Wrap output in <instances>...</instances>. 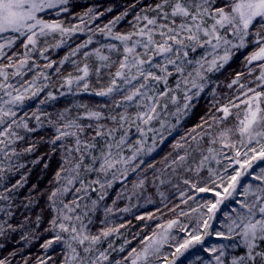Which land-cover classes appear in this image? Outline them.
<instances>
[{"label": "trees", "instance_id": "16d2710c", "mask_svg": "<svg viewBox=\"0 0 264 264\" xmlns=\"http://www.w3.org/2000/svg\"><path fill=\"white\" fill-rule=\"evenodd\" d=\"M159 2L69 0L67 5L61 6L67 7V12L57 8L39 15L45 20H58L64 27H77L78 30L71 32L68 37L58 32L41 37L37 48L29 54L28 63L22 70L23 75L13 76L14 68L4 69L9 74L7 83L19 88L22 85L27 87L35 80L32 91L39 89L35 96L30 91L29 98L13 107L16 115L4 117V124H0V131L11 124L9 133H15L10 136V140H5L7 147L0 144V148H3V152H0V169L3 170L0 171V261L4 264H92L93 261L96 264H130L131 250L141 249L144 237L159 233L161 229L158 225L178 220L179 223L170 233L174 239L170 238L161 248V259L150 258V264H164L162 257L168 256L171 261V253L175 252L176 246L188 238L181 226L188 225L191 231L196 227L195 220L201 217V213H204V219L207 218L206 208L200 205L218 199L213 191L222 193V202L210 221L211 227L204 230L207 235L201 232V242L194 243L179 257L176 264H233L234 261L240 264L241 257H244L243 264H264V259L255 256L257 252L264 253V241H255L252 250L254 259H248V248L240 234L241 229L234 228L229 232L233 221L239 222L238 215L247 214L246 209L240 207L241 203L251 204L255 201V196L245 194V188L264 187L259 180L253 179V176L264 175V160L252 161V167L245 172L229 157L234 159L236 150L248 152L251 156L249 149L256 148L259 151L260 144L253 140L245 147L238 135L231 138L235 148H222L219 142H210L224 127L236 125V113L240 112L242 116L244 105L241 104L239 109L231 108L232 115L222 124L216 123L222 117L217 109L229 101L239 103L245 99L243 93L248 88L264 90L257 88L260 83L256 80L260 73L259 62L249 65L246 59L255 50L257 37L250 35L244 48L233 49V55L224 68L204 73L207 85L199 96L195 95L197 89L192 88L193 77L188 76L194 65L188 66L183 74L177 73L169 65L172 74L168 76L167 85L162 81L157 83L149 80L147 84L151 90L141 89L142 92L148 91V95L154 99L161 91L167 94L159 97L157 120H152L148 125L133 122L137 112L144 110L137 108L135 103L128 106L127 110L123 105L116 107L115 101L122 100V96L128 94L123 89L131 88V85H124L118 80L122 91L110 96L96 95L97 91L110 86L123 58V45L107 35V28L110 27L113 34L135 32L144 24L143 20H137V16H155L156 13L148 9ZM258 28L259 25L251 29V32L255 33ZM89 38L91 43L87 47H80ZM24 39L20 37L12 48L4 49L5 55L0 57V66L7 65L9 57L14 63L24 58L27 51L23 47ZM0 43H3L2 39ZM108 45L116 47L110 49ZM44 49L47 51L41 56V50ZM138 51L142 52L143 49ZM85 53L88 55L85 56ZM205 55V49L198 48L195 53L189 50V58L193 60ZM100 56H107L108 59L101 60ZM155 59L160 60L159 57ZM49 63L52 64L51 68L46 67ZM85 66L88 68V76L77 81L76 77L83 75L81 69ZM97 68L100 69L99 73ZM152 71L161 74L157 68ZM238 74V83L232 84ZM185 78L187 83L184 82ZM69 80L72 81L70 84L67 83ZM0 82H4L3 77H0ZM143 82L141 78L139 82L133 81V84L139 86ZM85 83L88 84L87 89L83 87ZM241 84L245 87L241 88ZM186 92L192 97L191 100L186 99ZM0 96H3V92H0ZM173 96L176 97L174 102ZM143 103L147 104L148 101L145 99ZM185 104H189L190 108L185 109ZM89 111L100 112L102 118L99 121L88 119L86 114ZM121 113L127 117L122 127ZM112 116L116 117L115 121L110 119ZM69 121L84 125L79 139L95 144V147L87 151L81 147L78 153L76 137L57 140V129L73 131L63 127ZM98 124L103 126L101 130L104 132L114 130L111 139L107 135L95 137ZM138 124L144 130V135L138 130ZM200 125L202 127H198ZM156 126L160 130L151 133L146 130L147 127L155 130ZM193 136H196L195 141ZM122 137L124 143L117 148V142ZM3 139L0 137V140ZM257 139L264 144V139ZM138 141H143L144 145L148 143L146 149L138 151L130 164L121 163L125 166L121 172H118V165L106 173L87 170L88 166L99 168L102 152L111 151L115 160H120L121 156L128 158L129 154L132 157L134 153L131 148H136ZM149 142L153 143L150 145ZM108 144L112 145L111 149L107 147ZM177 144L182 147H176ZM209 148L215 149L216 159L211 158ZM69 149H72L71 153ZM81 153L83 161L77 175L75 165L80 161ZM93 156L97 157L95 164ZM181 156L185 157L183 161L179 159ZM205 156H209V160L200 167ZM240 159H244L243 155ZM237 170L244 172V175L239 177L236 191L228 196L223 193V188L230 183L228 178ZM219 177H223V181ZM69 178H73L71 184L68 183ZM185 180L189 183L185 184ZM192 184L213 191L200 193L191 187ZM217 184L221 187L217 188ZM65 188L68 191L65 192ZM54 192L55 196L52 195ZM194 208L198 211L193 212ZM182 211L188 215H180ZM61 213L70 216L71 220H63ZM255 219H260L258 210ZM61 222L69 227V232L59 228ZM72 226L89 237H99V242L90 245L86 241L80 245L71 241ZM104 232H109V235L105 237ZM58 236L60 239H57ZM66 241L76 248L74 259L71 258L72 253ZM86 247L91 250L85 252ZM121 248L124 251H120ZM213 248L216 251L205 250Z\"/></svg>", "mask_w": 264, "mask_h": 264}, {"label": "snow or ice", "instance_id": "6c2138e0", "mask_svg": "<svg viewBox=\"0 0 264 264\" xmlns=\"http://www.w3.org/2000/svg\"><path fill=\"white\" fill-rule=\"evenodd\" d=\"M69 0H0V39L3 43H0V57L5 55V48H12L16 40L20 37H24L23 47L27 50L24 53V58L20 59L17 63L12 61L9 57V63L7 65L0 66V77H3L4 82H0V92H3V96H0V124H4V117H13L16 115L13 111V107L17 104L22 103L28 97V93L31 91L32 96H35L39 89L32 91L35 87V80L30 82L27 87L23 85L21 87H16L15 85L7 83L8 73L4 70L5 68H14L15 71L12 73L13 76L23 75V69L28 63L29 54L31 51L35 50L38 45V41L41 37H47L49 34L61 33L62 35H67L71 32L77 31V27L65 28L61 21H48L43 19L39 14L45 13L47 10H52L56 8H61V6L67 5ZM155 12V16L144 15L143 17L137 16V20H143L144 24L142 27H138L135 32L129 34H113L110 27L107 28V35L111 39L119 41L123 45V58L120 60L119 69L116 71L114 78L110 82V86L106 89L97 91L98 96H110L114 92L122 91L121 85L117 83L118 80L122 81L124 85H131V88L123 89L128 94L122 96V100L115 101L116 107L119 108L122 105L127 110L128 106L135 103L137 108H143V111H138L134 123L139 121L140 124L148 125L154 119H156V106L158 104L159 97L166 95L167 93L161 91L157 94V98L154 99L152 96L148 95V91H141V89L151 90V86L147 84L149 80L156 81L157 83L163 82L165 85L168 83V76L172 73L169 71L168 66L172 65L177 73L183 74L185 69L194 65L191 71L188 72L189 77L192 78V88L197 89L195 95L199 94L204 90L207 85V80L204 75L205 72L219 71L229 62L231 56L233 55V49H241L246 46V40L250 35H255L257 39L255 40L256 48L255 50L247 56V63L249 65L254 62H259L258 66L260 68V73L256 77V80L260 81L257 84V88L264 89V0H160L155 7L148 9ZM61 11L67 12V7H62ZM90 11V10H89ZM59 15V12L56 13ZM87 15V13H85ZM117 19H120L119 17ZM259 28L255 33L251 32V29ZM104 31V29H101ZM135 37V39H133ZM231 37V38H229ZM234 41H239L235 43ZM91 43V38L85 44L80 47H87V44ZM110 49L115 48V45H108ZM205 49L206 55L199 59L189 58V50L195 53L197 49ZM138 49H143L142 52ZM44 51L41 50V56H43ZM99 50H97V53ZM15 55V53H13ZM88 53H85L87 56ZM145 57H147L145 59ZM159 57L160 60L155 58ZM208 57H211L210 59ZM101 60H107V56H100ZM67 59V57L65 58ZM179 62V63H178ZM63 63V61H61ZM147 66V67H146ZM46 67L51 68L52 64L49 63ZM153 68L159 69L157 74L152 71ZM83 72L82 76L76 77L77 81L84 80L88 76V68L85 66L81 69ZM100 69L97 68V73ZM193 72L195 76H193ZM143 79V83H139V86L133 84V81L139 82ZM47 79V76H45ZM240 79L239 74L237 78L232 81V84L238 83ZM198 81H204V83H199ZM69 80L67 83H71ZM185 83L188 82L185 78ZM229 85V87L232 86ZM85 89L88 88V84L83 85ZM241 88L245 86L240 85ZM15 93V94H13ZM251 93V95H249ZM8 97L4 99V97ZM243 96L245 99L240 100L239 103H234L229 101L228 104L221 106L217 109L222 113V117L216 120L217 124H222L223 121L232 115L231 108L239 109L241 104L244 105L243 115L240 112L236 113L237 123L234 127H224L218 133V135L212 139L210 142L215 144L219 142L222 148H235V143L232 141V136L238 135L240 137V142L247 146L253 140H256L260 144V150L257 151L256 148H250L249 151L252 153L249 156L248 152L241 153V151H235V158L229 157V159L244 169L245 172L248 168L252 167V161L257 159L264 160V144L260 143L257 137L264 139V90L257 91L256 88H248ZM140 99H137V98ZM185 97L191 100L192 97L188 96L187 92ZM147 100L148 103L144 104L143 100ZM176 97L173 96L172 100L175 101ZM239 100V97H237ZM185 109H189L190 105L185 104ZM88 119H94L99 121L102 118V114L97 111H89L86 114ZM39 119V117H37ZM115 121L116 117H110ZM214 119H216L214 117ZM127 117L121 113L120 114V124L123 126ZM15 123V121H13ZM27 127V125H24ZM65 129H73V131H61L57 129L59 135L56 137L57 140L63 137H76V151L79 153L81 147L87 151V149L95 147V144H88L82 142L79 139V135L83 133L84 125L77 123L76 121H69L63 126ZM90 127V125H89ZM103 126L97 125L95 132V137H100L107 135L109 139L112 138L113 129H108L107 132L102 131ZM202 127V125L198 126ZM11 124L3 131H0V137L5 139L0 140V144H5V140H10V136H14L15 133H9ZM138 130L141 135H144V130L137 125ZM152 129L149 128V131ZM195 131V130H193ZM198 135L203 136L204 133H198ZM93 137V139H95ZM192 139L195 141L196 136ZM124 143V138L122 137L119 142H117V148L120 144ZM140 143V141H138ZM107 147L111 149L112 145L108 144ZM176 147H182V145L177 144ZM31 151V149H29ZM71 153L72 149L68 150ZM139 151V150H138ZM152 151V149H149ZM0 152H3V148H0ZM208 152L211 154L212 159H216L215 149L209 148ZM7 155V153H5ZM243 155L244 159L241 160L240 157ZM136 158L135 153L132 157L124 158L120 157V160H115L112 157L111 151L101 153V162L99 168L95 169L92 166H88V171H101L107 172L115 167L118 163L130 164L132 160ZM93 164L96 163L97 157L93 156ZM181 161L185 159L184 156L179 158ZM209 160V156H205L201 160L200 167L204 166L205 161ZM83 161V153H81L80 161L76 163L75 170H77V175H79L80 164ZM175 163V161H174ZM219 163V161H217ZM231 164L229 165V167ZM134 170V169H133ZM227 170V169H226ZM0 171H3L0 169ZM211 172V170H210ZM59 177V173L57 174ZM214 175V173H213ZM244 175V172L236 171L234 175H231L228 179L230 183L223 188V193H227L231 196L232 193L236 191L237 185L239 184V177ZM223 181V177H219ZM253 179H257L264 185V175L253 176ZM73 178L68 179V183L71 184ZM96 181H94L95 183ZM83 183V182H82ZM143 183V181H141ZM185 184L189 181L185 180ZM191 187L200 193L213 191L208 187H198L196 184H192ZM217 188L221 185L217 184ZM68 191L65 188V192ZM245 194H250L255 196V201L251 204L241 203L240 207L246 209L247 214H239L238 221H233V224L229 226V232L231 233L234 228H240L244 242L248 248V259H254L252 255V250L255 248V241H264V187L253 189L251 186L245 188ZM213 194L218 197L215 202H207L206 204L200 205L202 208L207 210V218L204 219V213H201V217L195 220V228L189 231L188 225H182L181 229L186 232L187 239L183 243L176 246L175 252L171 253L173 257L169 261L168 256H163L164 264H176V261L180 256L184 255L194 243L201 242V232L207 235L204 231L211 227L210 221L216 214L218 206L222 202L220 197L222 193L219 191H213ZM53 196L56 193H52ZM193 197H189L192 199ZM227 198V197H224ZM95 203V202H94ZM67 207V205H65ZM55 210V209H54ZM258 210L260 214V219H255L256 211ZM193 212L198 211V209H192ZM63 220H71L70 216L63 215L61 213ZM180 215H188L186 212H181ZM79 219V217H77ZM56 221H53L55 224ZM179 223L178 220H170L166 225H158L161 229L159 233H153L151 236H146L141 241L143 247L139 250L133 248L131 250L130 264H150V258L156 257L161 259V248L168 242L171 237L170 233L174 226ZM59 228L64 232H69V227L61 222ZM199 229L200 231H197ZM70 240L77 242L80 245H84L87 241L90 245H95L99 242V237L84 234L81 230L77 231L75 226H72ZM103 235L106 237L109 232H104ZM219 236L220 234L217 233ZM57 239H60L58 236ZM67 243V247L72 253L71 258H75L76 248L72 243ZM47 247V245H45ZM85 252L91 249L86 247ZM206 251L214 252L215 248ZM120 251H124L123 248ZM104 259V256L101 253ZM257 257L264 259V253L257 252L255 254ZM219 261V257H217ZM244 257L240 258V264H243ZM0 264H4L0 261ZM92 264H96L93 261ZM233 264H236L234 261Z\"/></svg>", "mask_w": 264, "mask_h": 264}, {"label": "rangeland", "instance_id": "374dc122", "mask_svg": "<svg viewBox=\"0 0 264 264\" xmlns=\"http://www.w3.org/2000/svg\"><path fill=\"white\" fill-rule=\"evenodd\" d=\"M57 9V8H56ZM52 10H54V9H52ZM47 11H50V10H47ZM46 11V12H47ZM42 14V13H41ZM65 28H67V27H65ZM57 34H60V35H62L61 33H57ZM70 35V33L69 34H67V35H62V36H69ZM157 115H158V112H157V114H156V119H155V121L157 120ZM160 124H162V122L160 123ZM148 129H146L149 133H151V131H154V132H156V131H158V130H160V127H158V126H156V128H155V130L152 128V127H147ZM149 128H151L152 130L151 131H149ZM153 138V137H152ZM153 141V140H152ZM143 141H140V143H138L137 142V147L136 148H131V151L133 152V153H135V154H137V152H138V150L139 151H144L145 149H146V145L148 144V143H145V145H144V143H142ZM153 142H149V144L151 145ZM139 145H143V146H139ZM137 149V150H136ZM132 156H133V154H132ZM129 157H131V154H129ZM128 157V158H129ZM121 163H118V164H116V166L118 165V172H121L122 170H123V168L125 167V166H122V165H120Z\"/></svg>", "mask_w": 264, "mask_h": 264}]
</instances>
